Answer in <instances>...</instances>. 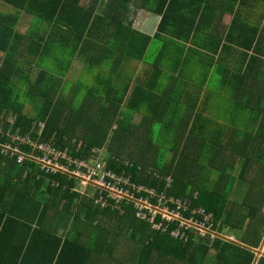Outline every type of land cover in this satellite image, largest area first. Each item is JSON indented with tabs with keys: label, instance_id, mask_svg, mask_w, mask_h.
Returning <instances> with one entry per match:
<instances>
[{
	"label": "trees",
	"instance_id": "trees-1",
	"mask_svg": "<svg viewBox=\"0 0 264 264\" xmlns=\"http://www.w3.org/2000/svg\"><path fill=\"white\" fill-rule=\"evenodd\" d=\"M2 1L13 11L0 8V264H209L210 250H214L212 264H252L254 252L248 246L261 240L264 213L257 221L256 234L245 232L246 246L190 230L189 238L183 240L169 234L173 224L166 230L156 229L152 221L136 216L132 199L123 197L119 203L108 199L101 207L93 197L72 190L75 180L65 171L45 169L28 154L49 157L37 147L44 141L55 150L66 149L71 158L88 161L104 147L102 152L109 154L105 157L108 168L128 178L126 190L144 185L165 196L185 198L190 206L211 211L215 220L231 230L242 226L247 216L255 217L264 194L250 198L252 191L247 190L236 207L228 198L234 177L240 176L252 187L255 176L247 174L249 164L264 168V150L257 149L254 159L250 152L245 155L248 149L241 152L242 157L232 151L229 142L225 147L221 141L227 128L203 114L199 95L165 96L167 106L154 109L140 103L139 96H127L126 89L104 97L89 87L76 107L61 85L75 60L81 64L73 81L77 84L100 64L92 54L99 47L97 39H106L107 52L143 57L150 38L130 27L129 7L160 15L155 37L163 33L181 37L179 29L167 30L174 21L187 23L185 32L181 30L187 38L196 16L177 14L180 0H102L109 7L103 16L94 13L96 0L88 7L80 5V0ZM192 2L181 3L188 6ZM23 13L30 16V23L20 32L17 26ZM134 46L136 53L131 50ZM224 79L223 83L228 81V77ZM243 81L240 77L236 93ZM74 90L78 93L81 88L74 86ZM128 109L132 114L127 115ZM136 112L147 116L138 124L126 122ZM255 116L259 123L255 135L263 137L264 106ZM231 129L235 130L230 137L249 131ZM16 134L35 143L17 145L24 155L20 162L16 152L3 153L1 146L6 141L16 145ZM74 138H81L78 149L70 144ZM235 161L240 170L237 176L230 173ZM213 171L217 174L211 182ZM159 220L156 215L153 221ZM258 264H264V257Z\"/></svg>",
	"mask_w": 264,
	"mask_h": 264
},
{
	"label": "crops",
	"instance_id": "crops-1",
	"mask_svg": "<svg viewBox=\"0 0 264 264\" xmlns=\"http://www.w3.org/2000/svg\"><path fill=\"white\" fill-rule=\"evenodd\" d=\"M94 1L80 0L79 4L88 7ZM182 1L180 0L176 13L185 18H187L185 15L190 18L196 16V22L194 30L187 38L181 31L185 32V29L188 28V25H185L187 23L180 25L171 21L168 24V31L174 28L179 29L182 35L179 37L180 39H174L171 35L164 33L155 37L160 15L144 8L129 7L130 27L140 32V35L150 38L143 57L138 59L129 52H107V47H110L104 44L106 39L103 41L97 39L96 45L99 47H96L92 54H95L100 64H96L97 67L93 66V72L83 76V94L85 93L84 89H89V87H93L98 95L104 97L116 95L121 91L124 93L126 89L127 96H139L140 98L137 100H144L140 103L143 102L145 105L156 107L154 109H160L167 106L168 99L165 96L180 93L185 98H190L199 95L196 93L199 91L201 94L198 104L200 103L199 107H202L203 114L214 123H218L219 126L227 128L221 141L225 147L229 142L232 144V151L240 155L243 150L248 149L245 155L250 152L255 159L257 149L264 150V135L263 137L255 135V128L259 124L255 113L262 110L264 106V0H191L193 2L188 6L182 4ZM3 3L0 0V8H3V11L6 8L11 9L10 5ZM105 3L102 0H96L94 13L100 16L107 14L109 7ZM12 11L11 9V11L5 12ZM140 13L142 14L139 15ZM138 18L139 24L137 23ZM29 23L30 21H28V25ZM159 40H164L163 46H155ZM157 49H165L167 58L164 59L168 62L171 61V66H161V63L164 64V59L158 53H153ZM131 50L137 52L135 46ZM169 52H172L173 56L169 55ZM177 54L178 56H176ZM146 57L151 61L149 69ZM140 71H142L141 74ZM230 76H234L233 79ZM225 77H228V81L223 83ZM240 77H244L243 87L236 93ZM197 80L199 81L197 82ZM158 85H161L160 89H158ZM172 89L174 90L172 91ZM224 89L228 94H233L231 92L235 94L227 98ZM202 90L211 92L203 94ZM158 95H163L164 99L159 98ZM247 95L250 97L248 98ZM204 98L202 104L201 100ZM223 101L226 102L223 103ZM142 108L145 109V107ZM207 108L211 111L209 115L205 113ZM145 110H149L148 107ZM188 111L187 109L186 113ZM137 115L141 116L140 120L147 116L137 112L133 113L129 117L128 123L138 124ZM235 127L247 128L249 131L240 136L230 137L232 130H235L231 128ZM243 144L250 146L245 147ZM239 171L236 169L235 161V167L232 168V171L230 170V173L237 176L240 174ZM247 174L255 176L251 177L252 187L247 180H242L240 176L234 177L228 198L230 205L236 207L238 201L242 203L247 190L252 191L250 198L264 194V168L259 167L256 163H250ZM215 176L211 173L209 181L215 180ZM261 206V210L256 212L255 217L247 216L243 225L233 230L227 224L216 220L218 223L217 234L209 235L210 238L233 241L246 246L244 243L245 232L249 230L250 236L256 234L257 221L264 213V201ZM263 242L264 230L260 242L256 246H248L254 252L252 264H258V260L264 257V253L259 250ZM209 256L211 257L209 259L213 261L214 250L209 251Z\"/></svg>",
	"mask_w": 264,
	"mask_h": 264
},
{
	"label": "built area",
	"instance_id": "built-area-1",
	"mask_svg": "<svg viewBox=\"0 0 264 264\" xmlns=\"http://www.w3.org/2000/svg\"><path fill=\"white\" fill-rule=\"evenodd\" d=\"M14 139L17 141L16 145H12L8 141L1 144L2 152L9 150L16 152L17 160L20 162L24 155L19 151L17 145L26 143L35 146V143L30 138L19 134H16ZM37 147L45 155L50 156L40 157L28 153L29 156H35L38 163L42 164L45 169L49 168L53 172L65 171L69 178L82 179L83 189L90 186L89 191L96 198L94 202L101 207L107 204L108 199H114L115 203H119L123 197H126L133 200L135 215L141 219L152 221V227L166 230L173 224V227L169 230V234L173 237L187 240L189 238L187 231L189 230L199 236L214 235L217 232L218 223L213 214L201 206H190L185 198L165 196L163 193H157L156 190L144 185L135 187L136 192L126 190V185L129 183L128 178L125 175L113 172L98 157L91 158L88 161L76 160L68 154L66 156L62 155L63 152L55 150L44 141H41ZM46 158L50 161L46 162ZM59 158H63L64 162H59ZM155 176L157 177V175ZM165 180L167 184L171 182L169 177ZM151 196H156L155 202L150 200ZM156 215L160 216L159 222L153 221ZM259 250L264 253V242Z\"/></svg>",
	"mask_w": 264,
	"mask_h": 264
},
{
	"label": "rangeland",
	"instance_id": "rangeland-1",
	"mask_svg": "<svg viewBox=\"0 0 264 264\" xmlns=\"http://www.w3.org/2000/svg\"><path fill=\"white\" fill-rule=\"evenodd\" d=\"M5 11H11V9L10 8H6V9H4ZM142 13H140L139 15H141ZM138 17H140V16H138ZM28 21H29V15L28 14H25V13H23L22 14V17H21V19H20V21H19V23H18V26H17V30L18 31H20V32H23L24 31V29L27 27V25H28ZM138 21H140L139 20V18H138V20H137V23H138ZM139 24V23H138ZM164 45V40H159V41H157L156 42V44H155V46H163ZM153 53H158L159 55H161L162 56V58L164 59V58H167V54L165 55V49H157V50H154L153 51ZM169 55H171V56H173V53L172 52H169L168 53ZM168 55V56H169ZM2 56H3V53H1L0 52V62H1V58H2ZM176 56H178V54L176 55ZM146 60H147V64H148V69L150 68V65H151V61H150V59L148 58V57H146L145 58ZM155 59V58H154ZM171 62V61H170ZM170 62H168L167 60H165L164 59V64L163 63H161V66H163V67H165V66H171L172 64L170 63ZM80 61L79 60H75V62L73 63V65H72V68L70 69V71L68 72V74H67V76H66V78H64V80H66V82L65 83H61V85H62V87L64 88V92L66 93V96L68 97V98H72L73 99V101H74V103H75V106L77 107L78 106V104L80 103V99H82L83 98V85L84 84H82L83 82H81V81H79L78 82V84L77 83H74L73 81L75 80V78H76V76H77V74H78V71L80 70ZM144 69V68H143ZM142 73V71H140V74ZM196 78H197V76H196ZM195 78V79H196ZM64 80H63V82H64ZM199 80H197V82H198ZM81 82V83H80ZM158 82H162V81H158ZM74 86L75 87H77V88H81V90H79L78 91V93H76V92H74L75 90H74ZM160 87H161V85H158V89H160ZM69 89H70V91H69ZM74 90V91H73ZM174 89H172V91H173ZM209 90V89H208ZM69 91V92H68ZM84 91H86L85 89H84ZM160 92H161V90H159ZM203 91V94H207L208 92H211V91H204V90H202ZM224 91H225V93L227 94L226 96H227V98H229V97H231L232 95H234L235 93L234 92H231V93H233V94H228V92L224 89ZM68 92V93H67ZM158 92V91H157ZM163 93V92H162ZM196 93H199V96H200V92L199 91H197ZM159 96V95H158ZM88 97H91V96H88ZM159 98H161L160 96H159ZM142 101H144V100H142ZM226 101H223V103H225ZM201 110H202V107H199ZM132 111L133 110H128L127 111V115H130V114H132ZM205 113L207 114V115H209V113H211V111L207 108V110L205 111ZM140 118H141V116L140 115H137L136 116V120H137V122L139 123V121H140ZM129 121V117L126 119V122H128ZM153 125H154V128H157V126H158V122L157 123H153ZM236 128V130L238 129H240V127H235ZM237 130V131H238ZM77 131V130H76ZM105 131H107V133H106V135H107V137L109 136H111V133H109L108 132V130L105 128ZM81 138H74V139H71V142H70V144H72V145H75L76 146V149H78L79 148V146H80V144H81V140H80ZM112 139H113V137H112ZM130 141V140H129ZM46 144H48V145H50L49 143H46ZM68 147V146H67ZM103 150L105 149L104 147L102 148ZM65 151H66V149L64 150V152L62 153V155H64V156H66V153H65ZM109 156V154L108 153H106V154H104V152H100V155H97V157L100 159V160H104L105 161V157L107 158ZM50 160L49 159H47L46 158V162H49ZM110 172H112V171H110ZM216 171H213V176H215L216 174H217V172L215 173ZM74 180H75V187H73L74 188V191H76V192H79L81 195H83V180L82 179H75V178H73ZM89 187L90 186H88V187H86L87 188V190H89ZM246 193V192H245ZM86 195H87V193H86ZM91 197H93L92 195H91ZM93 199H94V201H95V197H93ZM238 203L239 204H241V202L240 201H238ZM66 220H70V219H68V218H65ZM60 228H61V230H63L64 229V227L62 228V225L60 226ZM60 231V230H59ZM124 246H128V245H124ZM124 250H126V249H124ZM210 256H212V253H210ZM208 257V260H209V264H212V262H211V260L209 259V258H211V257Z\"/></svg>",
	"mask_w": 264,
	"mask_h": 264
},
{
	"label": "clouds",
	"instance_id": "clouds-1",
	"mask_svg": "<svg viewBox=\"0 0 264 264\" xmlns=\"http://www.w3.org/2000/svg\"><path fill=\"white\" fill-rule=\"evenodd\" d=\"M99 149H101L100 152L103 151L102 148H99ZM100 161L104 162L105 165H106V161H104V160H100ZM106 166H107V165H106ZM107 167H108V166H107ZM109 169H110V168H109ZM75 185H76V184H75ZM75 185H74V187H75ZM72 190H74V188H72ZM86 193H87L88 196H91V195H92L93 197H95V195H93L89 190H87V188L83 189V194L86 195Z\"/></svg>",
	"mask_w": 264,
	"mask_h": 264
}]
</instances>
